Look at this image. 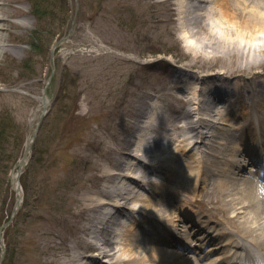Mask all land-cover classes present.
I'll return each mask as SVG.
<instances>
[{
  "label": "rangeland",
  "instance_id": "obj_1",
  "mask_svg": "<svg viewBox=\"0 0 264 264\" xmlns=\"http://www.w3.org/2000/svg\"><path fill=\"white\" fill-rule=\"evenodd\" d=\"M246 1L245 12L263 11L254 2L264 0ZM78 2L79 11L76 0H0L7 14L0 28L7 49L0 52V225L9 221L3 264H94L91 245L106 247L104 241L116 237L103 224L105 208H91L86 197H100L104 187L120 191L117 181L96 176L104 168L133 174L141 181H120V174L115 179L149 198L153 191L142 181L145 176L169 192L177 190L180 185L167 178L172 171L163 167L168 163L159 168L158 158L176 154L186 163L185 144L197 135L184 127L173 130V123L180 124L187 113L199 119L200 109L201 116L214 115L206 129L210 134L226 129L238 138L242 130H232L220 118L231 94L237 87L245 93L251 89L245 97L252 102L254 89L264 91V25H244L249 13L225 15L218 24L207 2L197 10L179 0ZM230 20L237 26L226 30L234 25ZM73 24L70 38L54 49ZM219 72L238 79L206 76ZM35 129L33 159L20 177L24 199L13 215L16 192L8 182ZM223 146L217 143L215 152ZM203 147L197 143L193 149ZM198 198L195 209L209 208L205 194ZM106 209L114 215L110 223L128 226L130 220L116 209Z\"/></svg>",
  "mask_w": 264,
  "mask_h": 264
},
{
  "label": "bare ground",
  "instance_id": "obj_2",
  "mask_svg": "<svg viewBox=\"0 0 264 264\" xmlns=\"http://www.w3.org/2000/svg\"><path fill=\"white\" fill-rule=\"evenodd\" d=\"M179 1V4L184 6L192 4L194 10L201 8V3H209L210 9L217 13L216 22L218 24H221L225 15L235 17L240 16V13L242 15L249 13V17L245 18L244 22L242 21L244 25L251 24L256 27L264 25V3L254 2V5H257L255 7H259L263 11L253 8L245 12L244 6L249 5V1L246 0H197L195 5L193 4L195 0H188L187 4L184 1ZM2 8L5 9L0 6L1 10H3ZM1 10L0 28L3 27L2 22L7 16ZM230 21L234 25H227L226 28L224 27L226 30L237 26L235 20ZM247 28L249 29V27ZM4 50H7L6 43L1 38L0 52ZM206 76L216 79H220L219 77L238 79L237 76L231 77L221 72L206 74ZM236 90L238 93L231 94L230 103L224 109L226 113L220 118L223 120L222 123L232 126V130H242L238 138H236L237 134L226 129L223 134H219L221 132L219 130L210 134V130L207 131L206 129L212 128L211 122H213L214 115L206 112L204 115H208L207 117L210 118L201 116L204 111L200 109H197L199 119L191 120V115L187 113L186 119L184 118L185 120L180 124L173 123V130H180L184 127L190 131H195V135H197V140L188 141L185 144L184 152H187L186 155L189 158L186 163H180L176 154L172 156L173 159L167 155L158 158L160 159V164H157L159 168L163 163H168L163 167L172 171V174L167 175V178L181 186H178L175 191H170L175 194L181 193L180 198L169 197L173 199L170 200V204H167L165 202L167 198H163V196L168 197L166 193L171 188L147 179L146 176L143 177L144 180L142 181L148 186L151 185L152 195L159 197L162 202H155L152 195H149V198L148 195L138 194L134 189L128 191L126 182L120 181L127 179L126 177H133L134 180L132 181L134 182L141 181L139 177L135 178L133 174L128 175L113 171L110 168H104L99 176H96L99 180L111 178L117 181V187L120 191L115 192L111 188L104 187L106 189L103 190L100 197L95 198L91 195L86 197L87 204L92 206L91 208H105L106 216L104 217H106V221H103V224L106 226L109 224L111 229L107 226V230L116 237V240L107 238L104 241L106 247L91 245L96 249L94 258L91 259L94 264H231L234 262L233 258L238 257V254L248 256L254 250L258 252L260 260L264 263V183L260 180L261 177L264 178V91L258 89L257 92L254 89L255 97L251 102L245 97L251 89L246 90V93L245 89L242 88L237 87ZM197 105L198 102L196 101ZM199 105L201 106V104ZM155 108L160 110L161 107L155 106ZM208 108L204 110L207 111ZM166 112L171 113L172 111L166 110ZM180 112L181 115L185 116V111ZM167 117L169 116L167 115ZM230 117L234 119L233 124L229 123ZM240 122L243 123L240 124L241 126L238 125ZM171 139L176 144L177 135ZM197 143H201L204 150L194 151L193 148ZM217 143L224 145L220 147L219 153L215 152L218 151L215 148ZM177 146L179 148V144ZM165 147L163 150L167 151L168 147ZM160 149L162 150V148ZM239 153L245 154L244 160L237 157ZM128 155L127 157H129ZM249 161L252 164L255 162V164L260 165V172L252 168L247 174ZM119 163L123 166L124 161H119ZM133 165L134 163L131 162V166L128 167L131 168ZM149 165L147 162L144 166L148 167ZM121 169L124 168L121 167ZM251 171H254L255 174ZM178 173L181 174V180L180 174L177 175ZM118 174L121 175L120 181L115 179ZM129 179L131 182V178ZM144 186L142 185L143 188ZM204 194L208 197L206 203L209 206V218L203 214L204 212L195 209L198 197H203ZM113 196L117 198L111 201ZM131 201L135 202L130 204ZM134 204L136 207L133 206ZM203 206L207 208V206ZM107 207L116 209V213L121 214L122 218L126 217L127 220H130L128 226L134 228H129L127 224L124 225L115 221L116 229L112 227L110 221L114 215L108 212ZM84 209L87 210L88 207L84 206ZM138 213L141 215V219H138L136 215ZM192 217L197 219L196 225L193 224L192 226V228L194 226L199 227L196 233L195 231L190 232L192 228L184 227L181 223L185 218L192 220ZM144 226L155 230V235L149 239L143 238L140 232ZM194 230L196 229L194 228ZM150 231L148 230V233ZM175 231H179L180 235H175ZM171 235L178 249L167 247L170 244ZM195 239L201 242L197 243L194 241ZM162 242L167 245L165 246ZM115 243L119 246H115ZM205 244H208L207 253L199 254L197 250H193L198 247L204 248ZM82 257L83 255H80L78 260ZM104 258H108L106 263L102 262ZM207 259L210 262H205Z\"/></svg>",
  "mask_w": 264,
  "mask_h": 264
},
{
  "label": "water",
  "instance_id": "obj_3",
  "mask_svg": "<svg viewBox=\"0 0 264 264\" xmlns=\"http://www.w3.org/2000/svg\"><path fill=\"white\" fill-rule=\"evenodd\" d=\"M41 120V119H40ZM39 120V121H40ZM35 136H36V133L31 137V138H29V140H28V142H27V146H26V149H25V153H24V156H23V159H22V161H21V165L23 164V163H25L26 162V159H27V156H28V153H29V151H30V149H31V146H32V143H33V140L35 139ZM2 231H0V233H1ZM2 249H4V245L2 244ZM4 257V253H3V251H2V256L0 257V262H1V260H2V258Z\"/></svg>",
  "mask_w": 264,
  "mask_h": 264
}]
</instances>
